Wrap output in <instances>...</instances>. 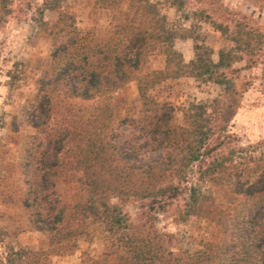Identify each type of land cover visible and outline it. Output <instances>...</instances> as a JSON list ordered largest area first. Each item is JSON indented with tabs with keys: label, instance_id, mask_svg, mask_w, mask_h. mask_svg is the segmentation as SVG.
<instances>
[{
	"label": "trees",
	"instance_id": "trees-1",
	"mask_svg": "<svg viewBox=\"0 0 264 264\" xmlns=\"http://www.w3.org/2000/svg\"><path fill=\"white\" fill-rule=\"evenodd\" d=\"M93 8L109 14L102 34L93 27L78 29L58 0L49 5L57 19L40 25L52 51L22 110L33 135L20 164L25 190L19 202L33 227L46 235L47 250L9 248L3 264H47L50 256L73 253L94 225L107 248L85 264H264V153L247 174L231 153L216 154L224 144L218 134L240 96L229 72L239 71L233 69L237 63L247 69L257 64L264 32L245 15L225 23L215 8L201 9V21L233 45L219 50L215 60L195 28L178 31L167 23L165 8L187 19L186 0H94ZM9 15L10 0H0V24ZM178 38L193 41L189 62L174 47ZM155 53L164 57L162 70L147 68ZM180 78L217 85L222 96L210 105H190L183 125H176L172 107L159 105L150 92ZM131 83L144 114L134 144L119 142L111 128L112 96ZM161 149L168 150L162 161L139 163L145 153ZM192 164L199 165L201 180L228 189L235 200L224 206L210 191L190 189L179 209L182 222L204 220L213 233L198 250L182 251L172 248V235L132 223L122 206L177 201Z\"/></svg>",
	"mask_w": 264,
	"mask_h": 264
},
{
	"label": "rangeland",
	"instance_id": "rangeland-1",
	"mask_svg": "<svg viewBox=\"0 0 264 264\" xmlns=\"http://www.w3.org/2000/svg\"><path fill=\"white\" fill-rule=\"evenodd\" d=\"M54 0H10V15L0 24V264L4 263L9 248L29 252L47 250L46 235L37 231L23 210L19 198L25 190L20 164L25 149L30 143L33 130L23 117V107L35 94L36 81L41 75L52 46L40 34L43 22H53L58 13L49 10ZM62 10L73 15L80 30L93 27L98 34L108 30L109 14L103 10L94 12V0H58ZM215 8L228 22L234 15H245L250 24L264 32V0H186L187 19L173 8L162 10L169 27L178 31L195 28L201 44L208 46L217 59L219 50L233 45L201 21L197 14L201 9L212 13ZM210 10V11H209ZM197 14V15H196ZM236 18V17H234ZM238 18V17H237ZM227 19V21H226ZM175 49L185 62L193 59V41L178 38ZM257 64L249 69L245 63H237L229 72L234 78L238 97V108L227 122L224 132L218 135L223 146L216 154H232V161L245 174L255 169L257 159L264 153V51ZM164 57L155 53L149 57V70H162ZM221 88L193 78H180L160 83L150 92L159 105L173 109V123L183 125V114L192 104L210 105L222 96ZM113 117L111 128L119 142L137 143L140 134L138 121L144 117L138 99L136 84L131 83L112 96ZM261 143V144H259ZM168 150L149 151L141 156L140 164L160 162ZM256 161V162H255ZM246 169V171H244ZM199 165L192 164L181 179L182 195L170 205H154L133 201L122 206L132 223L152 225L158 231L173 236L172 248L195 251L212 235L213 228L204 220L190 218L182 222L179 209L190 189L210 191L217 203L232 205L235 197L224 187H212L200 179ZM63 194H67L62 190ZM116 203L115 200L112 201ZM90 235L79 238L77 249L70 254L50 256L47 264H85L88 258H97L107 248L99 226H92Z\"/></svg>",
	"mask_w": 264,
	"mask_h": 264
}]
</instances>
